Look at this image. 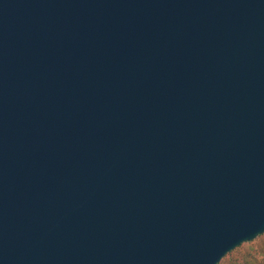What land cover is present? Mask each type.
I'll list each match as a JSON object with an SVG mask.
<instances>
[{"label":"water","instance_id":"obj_1","mask_svg":"<svg viewBox=\"0 0 264 264\" xmlns=\"http://www.w3.org/2000/svg\"><path fill=\"white\" fill-rule=\"evenodd\" d=\"M263 233L264 0H0V264Z\"/></svg>","mask_w":264,"mask_h":264},{"label":"rangeland","instance_id":"obj_2","mask_svg":"<svg viewBox=\"0 0 264 264\" xmlns=\"http://www.w3.org/2000/svg\"><path fill=\"white\" fill-rule=\"evenodd\" d=\"M220 264H264V233L254 240L240 244Z\"/></svg>","mask_w":264,"mask_h":264},{"label":"trees","instance_id":"obj_3","mask_svg":"<svg viewBox=\"0 0 264 264\" xmlns=\"http://www.w3.org/2000/svg\"><path fill=\"white\" fill-rule=\"evenodd\" d=\"M230 253H231V252L227 253L226 255H229ZM226 255H225V256H226ZM218 264H220V263H218Z\"/></svg>","mask_w":264,"mask_h":264}]
</instances>
